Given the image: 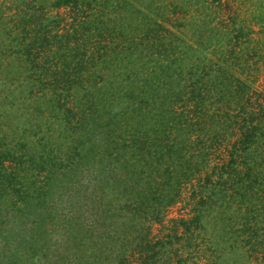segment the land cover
<instances>
[{"label":"trees","instance_id":"trees-1","mask_svg":"<svg viewBox=\"0 0 264 264\" xmlns=\"http://www.w3.org/2000/svg\"><path fill=\"white\" fill-rule=\"evenodd\" d=\"M248 2L0 0V264H186L204 237L223 241L211 264L235 239L259 261L264 95L249 79L264 48ZM186 185L191 215L152 238Z\"/></svg>","mask_w":264,"mask_h":264},{"label":"rangeland","instance_id":"rangeland-1","mask_svg":"<svg viewBox=\"0 0 264 264\" xmlns=\"http://www.w3.org/2000/svg\"><path fill=\"white\" fill-rule=\"evenodd\" d=\"M249 7L250 8L252 7L251 8L252 10H250V16L254 17V22L250 23V30L251 31L254 30L255 32L258 33V34L257 33L253 34L251 36L254 40H256L258 42V44L260 46H262V48H264V27H263V29H262V27L260 28V26L264 24V0H250V2L247 3V10H249ZM261 17L263 18V21L261 19L259 20V18H261ZM255 21L256 22L259 21L260 23H256V25H255ZM263 53H264V50H263ZM263 57H264V55H263ZM249 83H250V87L252 88V90H255L256 94L262 93L264 95V63L261 66H259V68L257 67L256 71H252V73L250 74ZM11 111L12 110H10L8 113L11 119H9L8 122H5V124H7V125H4V127H3L4 132H6L10 127L14 128L15 125L18 123V120H19L17 118L18 115H16V111H14L13 113ZM20 122L22 123L21 120H20ZM181 192L182 193H181L179 199L176 201V203H174L173 205H171L170 207H168L165 210V214H164L165 219L163 218L164 221L162 220L163 221L162 224H151L150 223V225H149L150 236L152 238L153 237H154V239L156 237L160 238L164 234H166V232L168 231V227L171 224L170 222H168L169 220L179 219L180 217H187V216L191 215V211L195 205L196 200H190V197H189L190 187H189V185H186L184 187L183 191H181ZM115 193H117V192H115ZM120 196L121 195H113V196L108 195L107 198H104V199L106 202H109L111 207L119 206L117 202H121V200L125 201L124 198L123 197L121 198ZM132 196H133V194L131 195V197ZM258 203L259 204L263 203L262 204V210H264V202L259 200ZM257 206L259 208H261L259 205H257ZM258 210H260V209H258ZM251 217H254L255 221L257 222V225H255V227L258 228V232H257V238L258 239L257 240H258V246L260 249L257 250V247H256V250L258 251L257 253L259 254L258 255L260 258L259 261H256L254 259V257L256 256L255 252L253 251L254 249H250V254H248V256H250V257H248L245 253H244L245 255H242L243 251L236 250L235 248L237 246L238 239H235L233 242H235L236 245H234L232 247L233 249L231 247H229L230 249H228L226 251V253L220 258L219 264H264V228H263L264 227V211H262L261 213H254L251 215ZM12 218H13V216H12ZM121 219H122V216H121ZM122 220H125V219H122ZM205 222H203V223H205ZM11 228H13L12 227V220L10 218H8V219L6 218V222L0 224V232H1L0 235L3 234V235H6L7 237L8 236L13 237V234L10 230ZM250 234H251V230H250ZM245 236L242 235V237H240L239 240H241V242H243V240H245L247 238V235H245ZM204 238H203L205 240L204 245L199 243L200 245H195V248H193V249L189 246H183L184 248H186L184 251H182L181 253H180V251L179 252L177 251L179 254H181L184 257L189 255L191 258H193V259H188L186 264H191L193 261H196V264H211L210 262L212 261V258H214V254L212 253V249L216 247V244L218 245V247L223 246L222 240L220 243L219 239H217V238H212L210 240L207 237H204ZM225 238H228V237H225ZM203 239H202V241H203ZM197 240H200V239H197ZM227 240L229 241V239H227ZM230 241H232V239H230ZM57 242H60V239L53 238L52 245L56 246ZM254 242H255V238L254 239L250 238V245H252L253 247H255ZM2 245H3V243L0 242V246H2ZM175 246L178 247L179 245H175ZM13 247H16V245H13ZM203 249H204V251H203ZM130 250H131V247L129 246L127 248V251L125 252L128 254V258L130 257V255H129L131 253ZM238 252H240V255L238 254ZM133 264H137V262H135Z\"/></svg>","mask_w":264,"mask_h":264}]
</instances>
